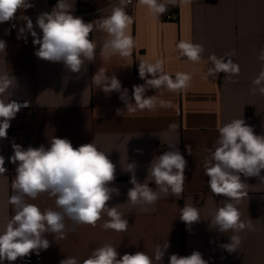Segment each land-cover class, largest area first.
Returning a JSON list of instances; mask_svg holds the SVG:
<instances>
[{"label":"crops","instance_id":"0c3cea01","mask_svg":"<svg viewBox=\"0 0 264 264\" xmlns=\"http://www.w3.org/2000/svg\"><path fill=\"white\" fill-rule=\"evenodd\" d=\"M32 2L33 8L18 11L16 15L29 16L34 30L42 36L35 27L36 17L50 12L57 0ZM81 2L87 3L93 12L84 18L85 22L106 17L114 6L120 5V0H75L74 7ZM124 8L133 19L128 29L134 39L132 55L105 60L99 54L98 45L95 62L86 63L78 74L70 73L62 63L37 58L34 53L38 45H33L30 34L27 41L17 39V29L8 31V22L0 24V39L7 43L6 55L0 54V74L11 73L17 79L18 86L11 99L28 101L34 106L31 121L11 120L7 138L0 139V155L5 157L7 169L0 176V231L15 214L8 203L13 194L11 182L16 175V165L8 159L13 154L12 143L24 148L48 147L49 140L55 136L70 140L74 148L93 143L108 155L116 166L112 186L120 192L108 203L118 208L129 226L126 232L104 230L102 225L109 219L106 213L95 227L66 221L74 229L66 238L55 240L52 234H47L49 248L41 250L39 255L35 252L29 255L41 256L42 264H59L67 257H76L82 262L95 248L105 244L116 247L121 255L140 251L153 256L156 246L165 240L170 247L163 264H169L171 254L188 256L193 251L200 252L208 264H264V182L257 177H241L247 195L241 198L238 209L242 221L250 220L255 230L242 231L241 245L229 253L221 245L229 243L233 233H220L209 222L216 209L224 205L225 198L211 193L209 178L204 174L207 150L217 140L219 126L243 118L256 134H264V95L250 91L264 64L257 59L264 49V0H191L169 6L158 18L138 0L125 3ZM168 12H175L176 17L166 20ZM22 23L17 20V27ZM89 38L102 43L104 35L93 32ZM182 40L203 46L198 63L181 56L176 46ZM232 50H235L232 59L239 65L240 73L231 79L225 73L204 79L212 66L209 57H224ZM157 60L164 62V72L173 79L178 72L192 77L189 86L181 92L165 87L146 91V96L170 101V108L158 106L155 111L137 109L129 113L119 93L106 95L92 83L93 75L103 68L108 75L117 76L122 88L128 89L129 97L125 99H132L133 86L145 83L138 73L140 61L155 63ZM173 123L176 128L170 130L169 125ZM169 145L177 146L188 161L183 193L179 197L161 194L154 205L133 206L127 201L128 189L132 187L130 174L125 171L128 163L135 162L138 181L155 190L148 167L155 156L169 150ZM186 145L191 146V155ZM136 149H141L142 154ZM28 202L37 204L41 210L55 208L54 199L46 194ZM185 204L199 210L200 221L189 226L179 219Z\"/></svg>","mask_w":264,"mask_h":264},{"label":"clouds","instance_id":"9594fccd","mask_svg":"<svg viewBox=\"0 0 264 264\" xmlns=\"http://www.w3.org/2000/svg\"><path fill=\"white\" fill-rule=\"evenodd\" d=\"M138 2L146 5L151 14L158 18L168 11L169 6L190 3L191 0ZM125 3H131V0H120V5L114 6L110 15L85 22L82 17L73 15L75 0H57L50 12H42L36 17L35 27L40 29L41 36L34 30L33 20L29 16L16 15L18 11L33 8L32 0H0V24L22 21V26L17 27L13 23L12 27L17 28V39L27 41V35H31L33 45H38L34 53L37 58L62 63L70 73L78 74L86 63L95 62L98 45L99 54L105 60L113 56L124 58L132 55L134 39L128 29L133 19L125 11ZM93 32L104 35L102 43L89 38ZM176 47L181 56L193 63L201 60L204 51L202 45L190 41L182 40ZM6 49V41L0 39V54L6 55ZM234 55L235 50L220 58L210 56L212 66L207 69L204 79L217 77L220 73H225L228 79L237 76L240 67L233 61ZM257 59L264 61V49L260 50ZM163 65L162 60L155 63L140 61L138 73L145 83L133 86L132 99H125L129 97L128 89L122 88L117 76L108 75L103 68H99L93 75L92 83L106 95L119 93L129 113L137 109L155 111L158 106L170 108V101L160 100L155 95L146 96V91L165 87L172 92H181L189 86L192 77L188 73L178 72L173 79L164 72ZM253 85L250 89L252 94L258 92L264 95V64L253 80ZM17 86L14 75L0 74V139L7 138L11 120L22 107L28 106L27 101L21 104L11 99ZM117 115H120V110H117ZM175 128L174 123L169 125L170 130ZM218 133L213 147L207 150L204 174L209 178L207 183L211 193L224 197L225 203L216 209L209 222L220 233H233L229 236L230 242L221 245L231 253L241 245L242 231L255 230L250 220L247 223L242 221L238 204L247 195L242 176L257 177L264 182V175H261L264 170V134H256L243 118L219 126ZM12 148L13 154L8 159L16 165V175L11 182L13 194L8 203L12 205L15 214L8 219L4 230L0 231V264H4V261L11 264L33 252L39 255L41 250L50 246L47 234H52L55 240L66 238L67 233L74 230L66 223L69 220L73 225L95 227L106 213L109 219L102 225L104 230L127 231L128 220L116 206H109L108 203L113 195L120 194L119 189L112 186L116 178V166L95 144L88 143L74 148L70 140L54 136L49 140L48 147L40 145L24 148L12 143ZM185 148L191 155V146L186 145ZM168 149L155 156L148 167V175L156 185L155 190L147 183L138 181L136 163H128L125 171L130 174L129 183L132 187L128 189L127 201L133 206L154 205L161 194L179 197L183 193L188 161L177 146L169 145ZM136 151L142 154L141 149ZM6 172L5 157L0 155V176ZM42 194L54 199L55 208L41 210L37 204L28 202ZM179 219L190 226L200 221L201 217L197 208L185 204L180 209ZM169 247L168 240H165L156 246L153 256L140 251L121 255L116 247L105 244L95 248L82 262L76 257H67L60 260L59 264H163ZM168 260L169 264H208L198 251L188 256L171 254Z\"/></svg>","mask_w":264,"mask_h":264},{"label":"built area","instance_id":"2783aa9c","mask_svg":"<svg viewBox=\"0 0 264 264\" xmlns=\"http://www.w3.org/2000/svg\"><path fill=\"white\" fill-rule=\"evenodd\" d=\"M132 1L133 0H131V3H132ZM131 3H128V4H131ZM92 14H93V12L87 3L81 2V3H78L74 7L73 15H75V16H80L84 19L85 17L90 16ZM175 17H176L175 12H168L165 15L166 20H172ZM13 23L17 24V21L8 22L9 30H11V31H14L17 29V28L12 27ZM18 102L23 104L25 101H18ZM33 117H34V106L32 103L28 102V106L22 107L21 110L17 113L14 120L17 123H22L24 121H31L33 119ZM162 149H165V147H162ZM16 262L18 264H42V258H41V256H27V257H23V258H18L16 260Z\"/></svg>","mask_w":264,"mask_h":264}]
</instances>
